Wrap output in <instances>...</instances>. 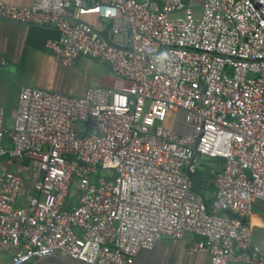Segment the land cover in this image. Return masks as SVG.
I'll return each mask as SVG.
<instances>
[{
    "label": "built area",
    "instance_id": "built-area-1",
    "mask_svg": "<svg viewBox=\"0 0 264 264\" xmlns=\"http://www.w3.org/2000/svg\"><path fill=\"white\" fill-rule=\"evenodd\" d=\"M197 1L0 0V20L59 32L46 48L63 67L83 57L118 78L80 97L24 87L11 128L0 107V157L41 173L29 196L2 174L4 264H134L187 236L210 264H264L251 225L264 203V0ZM180 113L189 133L165 128ZM206 161L211 210L193 190Z\"/></svg>",
    "mask_w": 264,
    "mask_h": 264
},
{
    "label": "crops",
    "instance_id": "crops-1",
    "mask_svg": "<svg viewBox=\"0 0 264 264\" xmlns=\"http://www.w3.org/2000/svg\"><path fill=\"white\" fill-rule=\"evenodd\" d=\"M15 7H29L34 0H1ZM82 20L99 27L100 17L96 13L84 14ZM59 32L53 27H38L20 25L0 20V107L5 111L7 128L13 126L18 106V97L24 87H33L51 93L68 96H83L92 86L111 88L118 83V78L110 67L101 62L80 58L75 68L67 69L57 61L46 48V43L59 39ZM181 131L189 133L188 127H180ZM2 146L11 149L9 139ZM39 169L36 162H19L6 157H0V180L2 174L12 170L24 178V196L33 195V182L40 177L27 174ZM264 208L261 203L255 205L251 219L252 230L263 232L259 223H264ZM259 234V233H258ZM257 235V234H256ZM262 237L263 235H257ZM187 236L182 241H172L164 238L152 252L142 251L134 264H210L206 254H189L186 248L195 240ZM10 256L8 249L0 246V264H4ZM29 264H78L76 261L60 256H51Z\"/></svg>",
    "mask_w": 264,
    "mask_h": 264
},
{
    "label": "rangeland",
    "instance_id": "rangeland-1",
    "mask_svg": "<svg viewBox=\"0 0 264 264\" xmlns=\"http://www.w3.org/2000/svg\"><path fill=\"white\" fill-rule=\"evenodd\" d=\"M204 1L205 0H198L197 1L198 6H202V4H203ZM173 118H174V121H173V119L172 120H167V122L165 123V128L166 129H169V130H172V131H175L177 133H185L184 131H181L180 130V127H183L182 126V124H183L182 123V121H183V115L181 113L180 114H175L173 116ZM209 164H210V162H207L206 161V162H203L202 166L203 165L207 166ZM26 172H27V174L31 175L32 177H37V174L39 172V169L36 167L31 172V170L29 168H26ZM101 176L102 177H105L106 176V173H101ZM261 204H262V207L264 208V203H261ZM262 213L264 214V212H262ZM259 225H260L261 228H263L262 229L263 232H257V233H255L253 231L252 240L264 252V223L263 222L262 223H259ZM256 234L257 235H263V236L259 238V236H257Z\"/></svg>",
    "mask_w": 264,
    "mask_h": 264
},
{
    "label": "trees",
    "instance_id": "trees-1",
    "mask_svg": "<svg viewBox=\"0 0 264 264\" xmlns=\"http://www.w3.org/2000/svg\"><path fill=\"white\" fill-rule=\"evenodd\" d=\"M210 170L211 168L208 165L201 166L197 174L195 175L193 186L194 192L203 196L205 204L209 210H211V195L213 193V186L209 183V180L211 178Z\"/></svg>",
    "mask_w": 264,
    "mask_h": 264
}]
</instances>
